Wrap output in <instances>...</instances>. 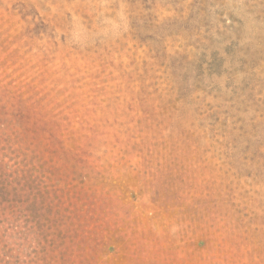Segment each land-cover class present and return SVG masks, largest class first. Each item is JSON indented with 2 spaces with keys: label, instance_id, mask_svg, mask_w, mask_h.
Listing matches in <instances>:
<instances>
[{
  "label": "rangeland",
  "instance_id": "rangeland-1",
  "mask_svg": "<svg viewBox=\"0 0 264 264\" xmlns=\"http://www.w3.org/2000/svg\"><path fill=\"white\" fill-rule=\"evenodd\" d=\"M0 264H264V0H0Z\"/></svg>",
  "mask_w": 264,
  "mask_h": 264
}]
</instances>
